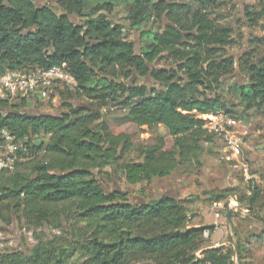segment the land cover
Returning <instances> with one entry per match:
<instances>
[{"label":"trees","instance_id":"16d2710c","mask_svg":"<svg viewBox=\"0 0 264 264\" xmlns=\"http://www.w3.org/2000/svg\"><path fill=\"white\" fill-rule=\"evenodd\" d=\"M40 1L0 0V73L62 68L77 87L60 95L92 104H65L66 113L37 115L28 112L27 99L0 101V109L6 110L0 111L1 128L20 140L48 139L33 143L31 160L0 173V225L24 219L35 230L59 232L48 239L35 237L28 254L0 251V264H78L73 259L80 254L83 264L243 260L241 244L237 253L225 246L208 249L204 231L213 227L190 228L178 198L134 204L127 193L104 190L100 175L107 168L121 169L126 183L136 186L166 178L193 159L199 163L203 143L212 139L203 116L233 112L219 91L224 78L235 79V71L244 82L233 83L234 107L264 115V54L256 56L264 39L250 36L249 50L235 62L220 55L235 43V30L219 26L223 4L218 0H132L130 28L140 31L151 19L155 25L145 33L150 45L137 49L126 39V27L107 14L114 3L49 0L38 6ZM260 3L258 12L247 9L251 24L264 19V0ZM161 62L170 64L157 68ZM144 78L150 85L133 81ZM115 109L123 112L115 119L119 126L132 124L141 132L163 126L171 148L159 137L142 148L140 161L121 163L134 145L130 133L115 131L108 117ZM244 146L245 140L243 156L255 176ZM41 152L43 159L37 156ZM249 192L246 209L256 213L264 190L253 181ZM230 196L221 191L212 199L221 203Z\"/></svg>","mask_w":264,"mask_h":264},{"label":"rangeland","instance_id":"374dc122","mask_svg":"<svg viewBox=\"0 0 264 264\" xmlns=\"http://www.w3.org/2000/svg\"><path fill=\"white\" fill-rule=\"evenodd\" d=\"M49 0L38 2V6H44ZM99 2H111L116 6L112 13H107L112 19L126 27V39L133 42L137 49L150 45V39L145 33L150 32L154 28V20L145 22L140 31L130 28L128 20V10L131 7L132 0H98ZM223 6L221 9L225 11V18L220 21L221 28H231L235 30L232 34V39L235 41L229 47H226L220 55L222 57L233 58L236 60L242 56L244 51L249 50V37L254 36L264 39V19L256 20L251 24L247 19V9L253 12H258L262 9L260 0H218ZM72 21L77 22L76 17H71ZM241 22V23H240ZM246 44V45H245ZM264 54V46L259 49L257 55ZM254 61V60H253ZM169 62H161L157 68L169 65ZM235 68H238L235 63ZM237 70V69H236ZM235 79L224 78L226 83L219 93L225 98L228 107L233 110L232 113H224L226 116L232 117L235 120L233 128L234 133L244 138L247 158L250 161L252 170L257 175L248 177L245 176L243 169H235L233 164L226 160L228 153L226 152L223 142L211 131H208L207 137L212 139L209 142L203 143L202 152L199 155V163L193 159L191 163L183 165L177 171L163 179H154L150 183H140L136 186H131L126 183L124 174L121 169L105 170V175H100V183L104 190L121 191L129 195L132 203L137 204L142 201H154L164 196L178 198L188 212V218L191 225L204 224L205 227H213L208 237L204 240L211 245L212 235L216 232V227L220 230L223 246L233 249L235 252L238 244L245 248L243 260L239 261L238 257H234V264H264V202L259 204L256 213H250L246 209L248 197L250 196L249 187L251 182L257 187L264 190V115L258 111L250 113H241L240 110L234 107L237 104V94L232 91L234 82L243 83V77L235 71ZM137 79V77H135ZM130 83L129 80H125ZM136 84L150 85V79H138ZM59 87V86H58ZM59 89V90H58ZM53 90L52 94L45 99L37 100L30 99L33 105L32 109L39 111L41 114H59L69 111L65 104L72 106H89L92 103L88 100L67 99L60 95V92H67L68 89L59 87ZM27 108H23L25 111ZM109 119L115 127V131H126L132 135L133 149L127 154L121 162H133L141 160V150L145 146H153L157 143L159 137H165L166 147L171 148L172 140L165 134L160 127L144 128L141 132L139 128L132 124L119 126L116 118L122 116V111H108ZM208 122L212 123V118L207 117ZM206 137V136H205ZM37 140L40 144H46L48 139L44 136ZM36 138L31 137L32 141ZM44 139V140H43ZM37 155L39 159H43L44 154ZM226 191L231 196L217 204L213 202V195ZM142 194V195H141ZM243 200L242 204L239 200ZM235 201V202H234ZM236 203V205L234 204ZM232 206L233 209L230 207ZM231 209L232 211L241 212L244 216H233L229 222L226 221L225 214ZM220 214L218 219L216 216ZM249 217V218H246ZM260 222L261 224L257 223ZM217 223V224H215ZM52 235H59V232L53 228L33 229L25 220H16L11 225H0V251L11 252L21 251L28 254L36 245L35 237L48 239ZM220 247V246H219ZM209 249V248H208ZM203 251L197 253V257L202 256ZM82 254L75 257L73 261H78V264H83L80 259ZM132 264H154L153 262H138Z\"/></svg>","mask_w":264,"mask_h":264},{"label":"built area","instance_id":"2783aa9c","mask_svg":"<svg viewBox=\"0 0 264 264\" xmlns=\"http://www.w3.org/2000/svg\"><path fill=\"white\" fill-rule=\"evenodd\" d=\"M64 87L73 90L77 87L74 77L62 68L55 67L46 71L37 69H24L0 73V101L12 102L18 99H45L53 90ZM212 118V123L208 122ZM206 121L205 129L213 132L223 142L228 155L226 160L233 164L235 169H243L245 176L250 174V168L243 156L244 138L234 133L235 120L219 112L203 116ZM33 143L39 141L30 139L20 140L7 128L0 127V173L13 170L20 162L31 160L34 156ZM220 218V214H217ZM210 235L209 230L204 231V237Z\"/></svg>","mask_w":264,"mask_h":264},{"label":"crops","instance_id":"0c3cea01","mask_svg":"<svg viewBox=\"0 0 264 264\" xmlns=\"http://www.w3.org/2000/svg\"><path fill=\"white\" fill-rule=\"evenodd\" d=\"M247 2L248 1H251V0H246ZM97 3H103V1L102 2H99L98 0H94L92 3H91V5L92 6H94L95 4H97ZM222 7V6H221ZM220 14H222V16H221V18H220V20H219V23H220V21H222L224 18H225V11H223L222 9H220ZM128 18V17H127ZM114 20V19H113ZM115 21V20H114ZM116 22V21H115ZM158 127H160L161 129H163L164 130V132H165V134L166 135H168L169 136V134H168V131L163 127V126H158ZM164 197H166V196H164ZM145 201V200H144ZM235 202V201H234ZM217 204H221V203H217ZM235 205H236V203H234ZM231 209H233L232 208V206L230 207ZM231 209H229L228 211H227V213L229 212V211H232ZM233 217V216H232ZM235 217H238V216H235ZM219 219V218H218ZM227 221V220H226ZM228 223V222H227ZM215 224H217V223H215ZM229 224V223H228ZM190 228L191 227H193V228H202V227H205V225L204 224H195V225H191V223H189V225H188ZM215 233L212 235V240H211V245H210V247H209V249H214V248H218L219 246L220 247H222L224 244L223 243H220L221 241H222V236H221V233H220V230L216 227V229H215Z\"/></svg>","mask_w":264,"mask_h":264},{"label":"water","instance_id":"95a60500","mask_svg":"<svg viewBox=\"0 0 264 264\" xmlns=\"http://www.w3.org/2000/svg\"><path fill=\"white\" fill-rule=\"evenodd\" d=\"M32 107H33L32 103H29V104H28V108H29L28 112H29V113H31V114H37V115H43V114H41L39 111L32 109ZM0 111H1V112H4V111H6V110H1V109H0ZM232 216H238V217L241 216V217H242V216H244V214L241 213V212H237V211H229L228 213L225 214V218H226V220H227L228 223L230 222ZM246 218H249V217H246ZM256 222L259 223V224H261V223L258 222V221H256ZM235 249H236V251H237V248H235ZM236 253H237V252H236Z\"/></svg>","mask_w":264,"mask_h":264}]
</instances>
